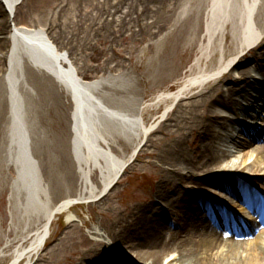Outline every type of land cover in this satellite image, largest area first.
<instances>
[{
    "label": "bare ground",
    "instance_id": "6f19581e",
    "mask_svg": "<svg viewBox=\"0 0 264 264\" xmlns=\"http://www.w3.org/2000/svg\"><path fill=\"white\" fill-rule=\"evenodd\" d=\"M23 2L0 0L2 167L13 169L15 174L10 184L9 200L14 202L10 211L12 205L15 211L10 234L29 240L27 247L12 252L7 264H29L51 237L57 216L68 214L64 237L75 230L69 219L81 221L72 208L104 199L138 152L155 160L148 163L157 180L148 191L153 199L127 205L123 217L111 216L112 225L105 233L92 231L101 239L77 250L67 258L68 264H264V226H248L226 214L225 209L235 199L238 204L234 206L252 209L246 220H256L252 211L264 213L254 205L259 193L264 194V119L249 118L250 110L252 116L264 118V51H258L264 46V0H189L194 4L190 15L192 10L200 13L205 7V28L198 21L193 32L195 37L202 35L200 57L209 56V60L205 58L202 66L201 58L197 59L178 89L159 92L149 104L143 103L137 85L130 86L131 91L125 94L124 86L112 88L113 82L120 84L122 79L113 57L106 59L98 77L84 80L73 64V54L78 53V47L83 53L86 47L80 45L101 34L113 50L119 37L113 41L112 35L124 20L111 18L112 11L124 9L125 18L133 14L146 18L161 0H85V4L78 0L64 8L54 4L50 13L31 12L26 0L27 19L17 24L16 11ZM71 9L72 14L66 15ZM145 22L138 24L134 33L132 27L125 28L130 32L126 37L136 39L140 33H149V23ZM228 28L231 43L224 52L221 42V57L212 62L219 36L229 40L223 34ZM246 62L248 66L241 64ZM181 95L184 99L177 105L188 108V113L177 117L168 113L159 128L165 143L153 146L158 151H139L148 134L144 109ZM49 105L59 108L58 120L64 125L53 153L67 169L65 175L59 172L53 180L50 174L43 175L50 171L42 169L33 154V147H38L36 124L47 115ZM230 122L244 134L237 143L255 148L240 163L233 162L230 153L216 145L221 144V131L232 137ZM35 132L37 143L32 146ZM192 135L195 140L191 142ZM50 143L45 140V152L51 150ZM231 173L247 175V182L238 181L237 176L230 178ZM168 211L177 216V228L166 239L164 230L171 226ZM208 222L225 226L227 234L209 230ZM259 222L263 225L264 215ZM238 223L242 229L235 228ZM239 249H243L241 253ZM43 258L45 254L39 257Z\"/></svg>",
    "mask_w": 264,
    "mask_h": 264
},
{
    "label": "rangeland",
    "instance_id": "374dc122",
    "mask_svg": "<svg viewBox=\"0 0 264 264\" xmlns=\"http://www.w3.org/2000/svg\"><path fill=\"white\" fill-rule=\"evenodd\" d=\"M29 1L31 5V12L33 13L47 11L50 13L54 4L55 7L58 5V7L64 8L68 7L70 3L77 4L78 2V0ZM82 1L83 2L81 4H85V0ZM25 2L26 0H24L23 4L16 11L15 22L17 24L21 23L23 19H27L28 7H25ZM193 6L189 0H161L160 4L152 6L149 11V15H147L146 18L143 16H136V14L125 18L124 14H127V11L124 9H120V11H112L113 16L111 18L124 20L116 27L118 32L112 35L113 41L119 37L113 44V50L116 54L113 53L110 46L111 43L106 40L104 35L101 34L96 37V39L91 38L85 43V45H80L81 47H86L83 53H81V48L78 47V53L76 52V54H73L75 59L73 64L78 68V74H80V76L82 75L81 77L84 80L96 78L100 75V70L105 68L104 62L106 59L113 57V63L116 65L118 64L121 70L120 73L122 74V79L119 82L120 84L113 82L112 88H114V90L124 86L126 88V90H124L125 94L127 91H131L130 86L137 85L139 86L138 92L140 98L145 104L152 102V100L155 99L154 97H156L159 92L175 91L181 83L189 77L191 69L195 66L196 60L201 58L200 47L202 46L203 37L202 35L195 37L193 31L194 28H196L198 21L202 28H205L206 12L204 9L205 7L203 6L200 13L192 10V14L190 15L189 9ZM154 11H156V17H153ZM72 12L73 9H71L68 13L66 10L64 13H67L66 15H68L69 13L72 14ZM145 21L149 23L150 27L147 29L149 33L144 36H142L141 33H138L139 37L136 39H134L133 36L132 38L126 37V35H129L130 32H126L125 28L132 27L133 31L131 33H134V31L139 28L138 24L143 25ZM122 28L124 29L122 30ZM223 34H226L229 40L225 41L219 36V46L213 59L211 60L212 62L216 63L221 57L222 52L219 51L220 43L222 42L221 49H223L224 52L225 47L231 43V31L229 28L228 30L226 29ZM262 50L264 51V46L258 49V51ZM89 54L91 57L93 56L94 61L89 59ZM205 58L209 60V56L201 58V62L203 63L200 64L202 66L206 64L207 60L205 61ZM241 64L244 66L249 65L248 62ZM161 66H163V68H161ZM158 73L160 74L154 78V76ZM252 74L254 77H258L255 73ZM254 85L260 87L257 83H254ZM109 88L111 90V86ZM180 99H184L182 95L177 99L169 100L165 104L162 103L159 105L154 103L150 108L144 109L143 119L144 125L148 129V134L144 137V141L142 146L139 148V151L144 149L145 151L150 152L152 150H156L153 146L157 147L159 143H165V136L162 132H160L162 129L159 130V128L160 126H164L163 121L167 114L172 112L173 117H177L188 113V108H185L184 110L181 106L177 105ZM4 105L5 102L2 106ZM49 106L47 107V115L36 124L39 136L36 132L34 133L32 146H34L35 142L37 143L35 136H38V147H33V154L40 162L42 169L47 168L50 171L46 174L44 173L43 175L47 176L50 174L49 176H51L53 180L54 176L58 175L59 172L60 174L62 173L65 175L67 169L64 168V163H58L60 162V159L56 158L53 153L55 151L54 145L57 144L58 137L62 134L61 131L64 128V125L58 120L59 108L54 107L52 109L51 106ZM249 113V118H252L251 120L262 117L259 114L257 117L252 116L253 111L251 110ZM229 125H231L230 128ZM228 129L232 131V137L224 136L221 131L220 139L221 141L223 139V141H218L221 143L219 148L221 151H228L233 162L240 163L243 158H246L247 156L249 158L251 154H253V150L255 148L251 147L248 149L245 145L240 146L237 143L244 135L240 131L239 126L235 123L230 122V124H228ZM2 137L4 138V134L0 133V264H7L12 257V252L16 248L27 247L29 245V240L27 241L25 238L22 239L18 237L15 238L14 234H10V228L13 225L11 219L15 212L13 210V205L12 213L10 211V204L14 203H11L9 200L11 191L10 184L11 178L15 174L13 169L5 170V168L2 167V153L4 152L2 150L4 140ZM148 139H151V141H147ZM192 139L193 141L195 140L193 135L189 136V141ZM45 140L51 142L49 144L51 146V150L47 152H45L42 148L44 147ZM39 142H42L43 144H40ZM185 147L187 149L191 148V146H188V135L185 141ZM130 152L131 150L128 148L127 153L129 154ZM253 160L254 159H252L251 162H253ZM149 162L153 164L155 163V160L147 155L141 157V152H138L136 159L130 163L123 176L118 180V183L111 191H109L104 199L88 204L75 205L71 212L76 214L81 222L77 221L78 219L74 220V217L69 219L73 221L72 224L76 226V229L71 230L66 237H64L63 232L66 231L65 227L69 225L67 217L68 214L57 216L51 227V237L43 246L39 254L32 258V261L29 264H68L67 258L74 256L77 250L82 248L87 249L90 246V242L92 243L101 239L98 236H94L92 231L99 229V231L102 230V233H105V228L108 229L112 225L110 221L111 216L116 218L123 217V211L127 205H135L137 202H149L152 200L153 198L149 196L148 191L151 186L157 183V180L156 177L154 178L151 174L152 168L148 165ZM52 166H55L57 171H52ZM243 177L245 178V175H243ZM259 197L262 200L264 195L262 194ZM229 203L230 204H226L225 207L228 214L236 216L242 222L244 221L249 223V225L257 224L256 220H242L239 214H244V217H247V214L243 213L245 211H241L239 209L240 207L234 206L237 202ZM167 213V220L171 223V226L168 230H164V237L169 239L177 228V216H175L173 212L168 211ZM255 213L256 212H253L251 214ZM15 217L16 227L19 228L21 227L18 222L19 219L16 215ZM208 227L211 231H215L217 229L222 232L224 231V226L221 224L220 227H218L217 224L215 225V223L208 222ZM106 242L108 241L106 240ZM117 247L118 246L112 245V248H116L117 251L122 252V255L125 254L123 250H119ZM242 250L239 249L240 253ZM172 251L177 257L178 253L175 252L176 250L173 248ZM41 254H45V258H43V260L39 259ZM22 264H26L25 261Z\"/></svg>",
    "mask_w": 264,
    "mask_h": 264
}]
</instances>
